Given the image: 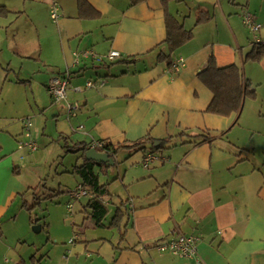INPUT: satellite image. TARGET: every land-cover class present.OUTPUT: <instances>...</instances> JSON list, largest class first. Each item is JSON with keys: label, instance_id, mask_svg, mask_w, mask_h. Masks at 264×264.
Masks as SVG:
<instances>
[{"label": "crops", "instance_id": "obj_1", "mask_svg": "<svg viewBox=\"0 0 264 264\" xmlns=\"http://www.w3.org/2000/svg\"><path fill=\"white\" fill-rule=\"evenodd\" d=\"M85 1L88 7L82 14L79 0H23L21 4L0 0L4 8L0 29L24 19L37 35V42L27 39L18 55L34 60V70L44 76L42 90L48 94L53 79L71 74L67 101L81 106L71 119L66 102H54L48 94L50 101L44 93L41 104L35 86L24 78L17 80V86L31 87L38 107L55 118L48 137L61 141L65 150L100 140L130 145L146 137L158 146L172 138L155 151L160 159L149 167L143 161L150 142L143 151L117 154L110 169L120 163H126L127 169L118 171L113 181L101 183L121 181L124 192L115 198L109 186L108 206L115 205V214L108 220L109 209L102 228L92 220L94 228L109 235L75 237L72 243L85 245L83 250L73 244V255L83 253L81 259L68 258L62 264H196L156 249L157 243L179 234L200 237L198 249L205 264H264V125L255 129L241 122L248 100L261 104L256 116L264 122V56L257 61L250 55L254 39L264 42V0L171 1L167 11L194 33L172 55L174 60L186 61L178 73L158 61L159 54L169 53L162 0L136 5L131 0ZM53 3L60 7L57 21L50 15ZM245 11L261 25L255 35L243 24ZM200 15L209 18L197 24ZM86 51L104 58L116 51L120 56L100 63L85 58ZM212 56L218 67H240L256 91V99L245 101L238 121L236 114L225 117L207 112L214 94L199 74ZM133 59L137 61L130 63ZM4 70H0V241L8 244L5 235L15 228L19 216L22 225L32 229V212L40 204L37 191L45 174L36 163L43 157L39 146L36 151L20 147L28 141L25 121L31 117L26 116L28 112L7 111L10 99L4 90L14 83ZM90 81L95 87L87 89ZM33 139L36 142V136ZM72 153L79 154L82 164L83 151ZM123 203V216L114 220ZM84 205L82 227L91 220ZM23 210L28 213L25 217ZM38 225L33 227L36 232L50 229L46 223ZM32 262L36 264L35 256ZM20 264L28 263L22 259Z\"/></svg>", "mask_w": 264, "mask_h": 264}, {"label": "rangeland", "instance_id": "obj_2", "mask_svg": "<svg viewBox=\"0 0 264 264\" xmlns=\"http://www.w3.org/2000/svg\"><path fill=\"white\" fill-rule=\"evenodd\" d=\"M256 1L260 2V0ZM16 2L21 4L23 0H16ZM16 27H19L23 32L17 33ZM28 27V23L22 19L18 23L7 24L0 29V70L6 72L4 70L6 69L14 83L12 86H6L4 90V96L8 100L15 101L13 104L9 100V103L6 104L7 111L10 114L28 112L26 116L31 117L30 119L33 123V128L31 129L32 138L27 140L35 142L33 138L36 136L39 153L43 156L36 163L38 165L39 162L44 169L45 175L37 191L38 195L41 196L40 204L35 207L32 216L34 220H39L40 223L49 225L50 229L36 232L33 225L32 229L26 223L22 225V218L19 216L18 220H16L15 228L5 235L9 243L0 241V264H6L7 260H9L10 264H20L22 259H25L28 264H34L32 262L33 256L36 258V264H62L68 258L71 260L81 259L83 253L77 257L73 255L74 252L72 250L75 245H80L84 250L85 245L80 244V242L77 244L71 243V240L76 239L75 237L79 236L82 238V233L87 234L89 237L94 235L108 236L109 233L102 229L94 228L92 220H87L85 225L81 226L84 221V215L80 210L82 209V204L87 203L88 197L74 200L71 198L70 192L76 191L81 182L80 178L72 174L71 171L74 169L75 164H81L82 160L79 159L78 153L67 152V150L61 148L64 145L61 141L58 142L48 137L55 126V118L50 117L42 108L38 107L34 101V93H32L31 87L25 90L23 85L17 86V80L24 78L28 81L26 84L30 86L31 83L35 86L37 101L41 104L44 103V95L47 94L46 89L42 90L44 87L41 84V80L44 76L34 70V60L23 59L18 55V51L26 46V41L30 38L37 42V35ZM49 95L48 99L51 101L52 97L50 98ZM27 97L29 101H27ZM63 104L65 105V103ZM31 105H33V110ZM260 105L258 102L254 103L248 100L247 114H245L244 110V114L241 117V122L243 121L245 126L249 124L253 128L259 129L264 125V122L256 116L261 110ZM119 159L122 161L120 156ZM125 169H127V164L120 163L118 167L115 166L110 169L108 176L101 175L100 178L102 182H107V180L111 182L118 175V171L125 172ZM110 186L115 198H119L118 196L124 192L121 181L114 182ZM30 198L31 204L34 202L35 196ZM18 204L21 206V201ZM69 205L73 206L71 212ZM109 209L108 220L115 214L116 207L112 204ZM21 215L25 217L28 213L23 210ZM18 238H21V240L19 241Z\"/></svg>", "mask_w": 264, "mask_h": 264}, {"label": "trees", "instance_id": "obj_3", "mask_svg": "<svg viewBox=\"0 0 264 264\" xmlns=\"http://www.w3.org/2000/svg\"><path fill=\"white\" fill-rule=\"evenodd\" d=\"M145 1L147 0H131V4L136 5ZM171 1L173 0H162L166 8L165 22L167 36L164 43L168 45L169 53H161L158 56V61L166 62L169 69L172 67L174 61L172 55L175 51L191 41L194 37L192 30L186 29L181 22L167 11V5ZM79 7L83 14L88 4L85 0H79ZM2 10L4 8L0 6V15L3 14ZM208 18L206 15H200L197 24L207 21ZM252 44L254 48L250 54L252 55L251 59L258 61L264 56V42ZM136 61V59H133L130 63ZM199 78L214 94V98L207 110L208 113L225 117L236 114V121H238L244 109L245 101L247 99H256V91L253 89L252 83L244 77L242 69L235 64L227 67H218L214 56L210 57L207 68L199 74ZM184 135L185 133H182L178 136L181 137ZM170 139L163 140L158 146L153 144L154 139L146 137L130 145L121 144L116 146L108 141L100 140L101 145L94 148L92 145L84 142L67 148V152L83 151V163L74 166L71 173L80 178L81 186L88 192V196H86L88 197V201L84 205V208L87 211L88 218L95 222L96 227H105L104 222L109 215L108 199L112 198L109 191L110 183L102 184L100 177L101 175L108 176L110 165L108 163H98L94 160L87 159L86 152L90 149H95L99 153L108 154L116 163L115 157L123 150L130 152L143 151L146 149V144L150 142L152 145L148 152L156 153L155 151L163 149L164 144ZM123 205L124 203L118 207L114 220L123 216L121 212ZM28 211H32V208H28ZM38 223L39 220L32 219L34 228H39Z\"/></svg>", "mask_w": 264, "mask_h": 264}, {"label": "built area", "instance_id": "obj_4", "mask_svg": "<svg viewBox=\"0 0 264 264\" xmlns=\"http://www.w3.org/2000/svg\"><path fill=\"white\" fill-rule=\"evenodd\" d=\"M59 5L57 3H53L50 9V15L53 21H57L59 19ZM243 24L246 26V28L249 29V31L252 34H256L261 30V25L256 22L254 19V16L251 12L245 11L242 15ZM263 41L259 40L258 38L254 39V42L252 43H262ZM120 54L116 51L110 52L109 55L106 57L108 60H114L115 58L119 57ZM85 58L93 57V59L97 62H104L106 58L97 56L92 51H86L84 53ZM76 63L78 64V58L76 60ZM186 65V61L182 58L175 59L173 61L171 71L173 72H180L183 67ZM71 81V74L66 73L63 77H57L53 79V81L50 83L48 87V92L51 95L54 102H66V109H67V116L68 119L75 118L78 115V112L81 108L79 103H68L67 101V91L68 87L70 85ZM95 87V83L92 81L87 82L86 88L92 89ZM33 127V123L30 119H27L25 121V137L27 139H31V129ZM101 143L99 141H96L93 143L92 147L100 146ZM21 148H27L31 151L37 150V144L33 141H26L22 142L20 144ZM160 157L158 154L153 152L146 153L143 161V165L145 167H149L152 163L159 160ZM71 198L74 200H80L83 197L88 196V192L82 187L79 186L76 191L71 192ZM72 205H69V210L71 212ZM74 241L71 240V243ZM200 242V237L190 234H179L170 240L167 241H161L156 244V249L162 253V254H169L174 257L180 258V259H191L195 260L196 264H205L204 261L201 259L199 254L198 245Z\"/></svg>", "mask_w": 264, "mask_h": 264}, {"label": "water", "instance_id": "obj_5", "mask_svg": "<svg viewBox=\"0 0 264 264\" xmlns=\"http://www.w3.org/2000/svg\"><path fill=\"white\" fill-rule=\"evenodd\" d=\"M86 157L89 160H94L98 163H108L110 166H114V160L108 155L97 152L95 149H90L86 152Z\"/></svg>", "mask_w": 264, "mask_h": 264}]
</instances>
